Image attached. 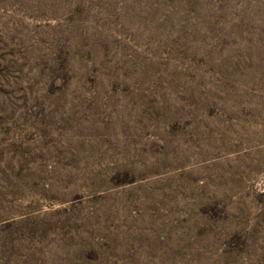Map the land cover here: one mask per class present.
Returning a JSON list of instances; mask_svg holds the SVG:
<instances>
[{
  "label": "rangeland",
  "instance_id": "374dc122",
  "mask_svg": "<svg viewBox=\"0 0 264 264\" xmlns=\"http://www.w3.org/2000/svg\"><path fill=\"white\" fill-rule=\"evenodd\" d=\"M0 264H264V0H0Z\"/></svg>",
  "mask_w": 264,
  "mask_h": 264
}]
</instances>
